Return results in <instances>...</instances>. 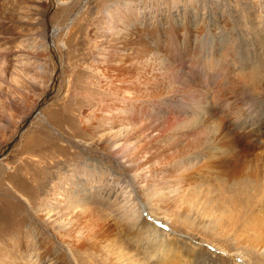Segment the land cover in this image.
<instances>
[{"label": "rangeland", "instance_id": "374dc122", "mask_svg": "<svg viewBox=\"0 0 264 264\" xmlns=\"http://www.w3.org/2000/svg\"><path fill=\"white\" fill-rule=\"evenodd\" d=\"M262 100L264 0H0V264H264Z\"/></svg>", "mask_w": 264, "mask_h": 264}, {"label": "bare ground", "instance_id": "6f19581e", "mask_svg": "<svg viewBox=\"0 0 264 264\" xmlns=\"http://www.w3.org/2000/svg\"><path fill=\"white\" fill-rule=\"evenodd\" d=\"M138 43H140V42H138ZM148 47V46H147ZM146 47V48H147ZM145 48V47H144ZM148 49H150L153 53V56L151 57L152 59L154 58V59H159V61L160 60H162V58H161V56H160V54H158L157 53V51H155V49L153 48V49H151V48H148ZM151 59V60H152ZM153 59V60H154ZM146 60V59H145ZM197 73H199V69H197ZM203 71V70H202ZM200 74V73H199ZM195 77V76H194ZM205 79V78H204ZM130 80V79H129ZM129 89V88H128ZM200 91V93L202 94V95H200V96H202V97H200V98H203V97H206L207 96V92L205 91V90H199ZM206 94V95H205ZM134 96H133V94L132 93H129L128 91L127 92H125L124 93V95H123V97L120 99L121 100V103H122V105H121V107L119 108L121 111H125V110H127V108L129 109V106L131 105L130 103H131V101L132 100H134ZM204 100V99H203ZM203 100H199L198 99V102H197V106H198V108H201V105H203L204 106V104H205V102L203 101ZM262 102H264V100H262ZM202 106V107H203ZM120 111V112H121ZM261 115V114H260ZM114 116V115H113ZM119 116V115H118ZM117 116V117H118ZM205 119V118H204ZM246 119H247V121L244 123V124H248V123H250V122H252L251 121V119L249 118V116H247L246 117ZM113 120V119H112ZM117 120V119H116ZM115 120V121H116ZM118 120H119V118H118ZM263 121H264V119H262ZM116 123V122H115ZM206 123V122H205ZM256 126V125H255ZM118 128V127H117ZM119 129V128H118ZM159 139V138H158ZM207 155V154H206ZM202 157V156H201ZM203 157H204V155H203ZM202 157V159H204ZM196 159V158H195ZM207 160V159H206ZM193 161V160H192ZM196 162V161H195ZM204 162V161H203ZM206 162V161H205ZM193 163V162H192ZM205 164V163H204ZM198 165V164H197ZM202 165H203V163H202ZM197 168H199V167H197ZM207 170V169H206ZM200 174V173H199ZM203 178H204V176H203ZM179 181H181V180H179ZM201 181H202V179H201ZM179 184V187H176L173 191L175 192V193H180V190H181V188H182V186H183V184L184 183H178ZM201 184V183H200ZM80 194H76V195H70V198H69V201H70V203H76V204H78V206H80L82 209L81 210H78L79 211V213L78 214H85V213H88V210L89 209H92L93 207L92 206H88V203H84V200H82V196H79ZM151 195V194H150ZM180 195V194H179ZM60 195H58L57 197H56V200H58V198H60L59 197ZM62 197V196H61ZM169 197V196H168ZM179 197V196H178ZM101 198V197H100ZM150 198V197H149ZM176 198V197H175ZM76 199H78V201L79 202H76L75 200ZM105 199V198H104ZM147 199V198H146ZM156 199H158V198H156ZM164 199H166V198H164ZM164 199H161V200H163L164 201ZM134 200V199H133ZM151 201H155V199L154 198H152V199H150ZM159 201H160V199H158ZM88 201V200H87ZM132 201V200H131ZM131 201H129L130 203H131ZM163 201L161 202L160 201V203H162V205H163ZM149 202V204H150V201H148ZM90 203H92V202H90ZM144 203V202H143ZM154 203H159V202H154ZM134 204H135V202H134ZM134 204H132V205H130V207H129V210L130 211H128V213H130V215L132 214V215H136V214H138L139 212H138V208L139 207H137V205H134ZM75 205V204H74ZM156 205H158V204H156ZM161 205V204H160ZM100 206V205H99ZM147 206V205H146ZM150 206H153L152 204L150 205ZM97 207V206H96ZM128 207V206H127ZM74 208V207H73ZM149 208V207H148ZM151 209L150 210H152V207H150ZM154 208V207H153ZM128 209V208H127ZM143 210V209H142ZM147 210V209H146ZM145 210V211H146ZM72 211H73V209H72ZM76 211V210H75ZM159 211V210H158ZM90 212V211H89ZM151 212V211H150ZM76 213V214H77ZM165 213H166V211H165ZM177 214V216L179 217V219H182L183 218V216L182 215H180V213L179 212H177L176 213ZM127 216H129L128 214H126ZM138 216H139V214H138ZM137 215L135 216V219H133L132 221H134V222H136V223H134L135 225H139L140 227H141V229L143 230V231H148V230H150L151 231V233H153L154 235H155V237H157L158 238V236H163V235H166V236H168V237H171V241H169V243L170 244H165V241H159L157 244V246L154 248V249H152L150 252H149V255H150V257H151V260L153 261L152 262V264H203V262L204 263H206V262H208L207 260H205V259H202V258H197V254H195V251H191V252H188V253H185V252H182V250L180 249V247H179V245L177 244V242H176V237H175V235L174 234H176L175 232L177 231L176 229V226H175V224H172V230L170 229V227H168L169 229H170V232L171 233H166V232H160L157 228H155V227H153V226H149V224L148 223H146V221H142V220H140V218L141 217H138ZM165 216V215H164ZM169 216V215H168ZM131 217V216H130ZM130 217H128V218H130ZM133 217V216H132ZM132 219V218H131ZM142 219V218H141ZM145 219V218H144ZM165 219V218H164ZM163 219V220H164ZM169 219V218H168ZM130 220V219H129ZM147 220V219H146ZM168 221V220H167ZM177 221V220H176ZM165 225V224H164ZM163 227V226H162ZM161 227V228H162ZM171 234V235H170ZM103 236V235H102ZM189 236V235H188ZM99 242H101V241H99ZM104 242V241H103ZM102 242V243H103ZM99 245V244H98ZM202 249H203V247H201ZM208 249H210V248H208ZM211 250V249H210ZM203 251L205 252L204 254L205 255H211V254H213L211 251H208L207 249H203ZM207 253V254H206ZM215 255V254H214ZM200 256V255H199ZM201 256H202V254H201ZM200 256V257H201ZM151 262V261H150ZM140 264H148V263H140ZM207 264V263H206ZM208 264H209V262H208Z\"/></svg>", "mask_w": 264, "mask_h": 264}, {"label": "water", "instance_id": "95a60500", "mask_svg": "<svg viewBox=\"0 0 264 264\" xmlns=\"http://www.w3.org/2000/svg\"><path fill=\"white\" fill-rule=\"evenodd\" d=\"M56 30V29H55Z\"/></svg>", "mask_w": 264, "mask_h": 264}]
</instances>
